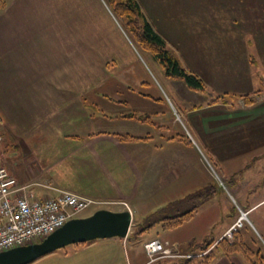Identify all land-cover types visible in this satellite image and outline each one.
<instances>
[{
    "label": "crops",
    "instance_id": "0c3cea01",
    "mask_svg": "<svg viewBox=\"0 0 264 264\" xmlns=\"http://www.w3.org/2000/svg\"><path fill=\"white\" fill-rule=\"evenodd\" d=\"M49 1L6 0L0 9V164L19 185H28L37 198L54 197L59 190H67L100 201L102 204L95 205L97 209L112 211L124 210L116 202H125L132 223L124 238L75 244V248L55 251L31 264H151L143 245L159 238H142L139 253L130 255L127 247L135 232L133 227L140 215H149L206 188L216 190L210 183L212 174L204 154L211 155L223 175L222 186L230 195H263L248 209L252 213L264 205V126L260 116L264 113V0H249L255 6H241L238 19L246 26L239 36L240 59L235 74L228 76V81L241 83L236 88L240 91L224 92L212 99L205 84L210 80L197 74L205 89L192 90L181 83L183 80L159 69L153 56L149 58L158 74L143 73L138 53L129 39L121 36L123 30L115 20L118 46L124 52L117 60L119 69L105 79L111 84L107 93L88 90V78L73 74L75 67L68 47L71 43H65V35L70 32L68 27V31L65 26L57 27L56 11L46 4ZM138 1L154 29L168 42L162 28L163 13L184 0ZM95 3L98 12H106L103 0ZM61 10L65 13L66 8ZM253 14L256 24L250 27ZM153 79L159 84L155 85ZM177 80L181 81L179 88L170 82ZM160 82L168 85L169 92ZM169 93L181 115H193L192 133L186 138L170 129L168 119L174 114L167 107L171 102ZM245 94L248 99L243 97ZM212 110L223 117H216L215 122L210 117L202 118L214 114ZM179 111L174 110L176 115ZM118 134L140 138L122 140ZM249 135L254 136V143L244 146ZM221 136L225 140L224 153L231 152L232 144L228 142L234 144L236 140L232 136L240 138L244 150L238 154L235 149L234 154L219 153L213 148V140ZM215 192L196 207L188 220L164 230L163 240L176 242L184 252H191L187 248L198 241V236L191 233L182 238L171 232L196 214L200 216L199 207L211 201ZM211 207L213 212L202 218L210 221L209 225L217 218L224 221L218 239L231 225L234 213L217 215L214 205ZM258 221L253 225L262 237L264 218ZM210 264L244 262L238 257L231 261L216 256Z\"/></svg>",
    "mask_w": 264,
    "mask_h": 264
},
{
    "label": "rangeland",
    "instance_id": "374dc122",
    "mask_svg": "<svg viewBox=\"0 0 264 264\" xmlns=\"http://www.w3.org/2000/svg\"><path fill=\"white\" fill-rule=\"evenodd\" d=\"M103 2L106 9L105 13L98 12L96 7L97 3H95V0H50L46 4L56 11L57 27L61 25V27L65 26V31H68L67 27L69 29L70 33L65 35L67 38V42L65 41V43H71L68 47L71 49L73 68L75 67L73 71L74 76L77 74L86 76L88 78V90H101L107 93L106 91L110 89L107 86L111 84L106 82L105 79L109 75L117 73L119 69L117 68V65L119 64L117 60L119 55L124 53L118 46L119 37L117 36V32L114 28V26L117 27L115 21H117L123 30V32H120L121 36L128 38L130 43L133 44L132 46L135 48V53H138L137 57L139 59V63H141L144 67L143 73H158L155 70L157 66L149 58V56L152 57L153 54L150 51L143 50L140 46H138L134 38L130 35L131 32L129 29L125 27L124 19L119 17L108 1L103 0ZM5 4L6 0H4V3L0 9H2ZM241 6H255V2L249 0H242V2L241 0H187V2H185L184 0L183 2H177V5L173 10L163 13L162 28L164 30V34L167 36L166 38L169 39L168 42L170 45L168 44V47L173 50V53L178 58L182 67H186L196 75L198 74L201 79L210 80L207 81L210 83L205 82V84H207L206 91L208 90V93L212 94L209 95L210 99H212L215 95H222L224 92L230 94L233 92L235 93V91H240L236 88H240L241 83L228 81V76H233L235 74L237 69L236 62L240 59L239 36L242 35L241 33L243 28L246 26L238 19L240 17ZM62 8H66L65 13L63 10L60 11ZM67 9H69L71 13H69ZM246 10L249 12L251 11L248 8H246ZM254 18L255 14L252 15V21L248 22V26L253 27L256 24ZM80 62L81 65H77V63L79 64ZM156 63L159 69L164 70L163 66L158 60ZM85 66L87 71H84ZM80 68L82 69L81 71ZM131 68L133 69V67ZM139 68H141V66H139ZM77 69H79V71H77ZM132 69L129 70L132 72ZM118 74H120V72ZM98 80L100 82H97ZM152 81L155 85L159 84L154 79ZM170 82L176 84L177 88H179V85H181L179 84L181 82L180 80ZM181 83L185 85V82ZM161 84L167 90V92H169L168 85L166 86V84L163 82ZM169 96L171 102H167V98L164 95L171 115L172 112L174 114L168 119L170 123V129L173 131V134H178L186 138L189 136V132L192 133L191 122L193 115H191L190 118L188 116L185 118V116L181 115L178 105H176L175 101L172 100L173 96L170 93ZM205 96H207V94ZM210 105H213V103ZM162 107L164 108V105ZM174 110L179 111L177 112V115ZM215 111L216 110H212L211 113H214ZM221 116L223 117V115L217 112L210 115L205 114L202 116V118L204 117V119L208 120L210 117L213 118L212 121L215 122L216 117L222 118ZM260 116H262L264 126V113ZM262 136L264 138V129ZM232 137L236 138V140L234 141V144L228 142V145L232 144L231 152L226 151L224 153L225 140L223 136L213 140V148L218 150L219 153L223 155L229 153L234 154L235 151L233 152V149H235L238 154L244 150V148L241 146L242 144H244V146H249L254 143V141L251 140V138L254 137L253 135H249L250 140H247V142L243 143L240 141L239 137ZM234 145L236 147L233 148ZM204 157L205 159H202L204 160L209 172L212 174L213 182L210 183L211 185H214L216 189L214 190L216 191L215 196L211 201H208L199 207L198 214L200 216H197L196 214L190 222L184 223L175 232L171 233L177 234L182 238L191 233L195 236H198V241H194V243H191L187 248V250L191 251L189 253L192 255L199 253L201 255V248L205 247L208 241H211L212 245L210 246V250L212 251L211 254H213V256L227 257L230 258L231 261H235L236 257L243 260V257L240 254H223L220 247L217 246V242L223 237L222 236L217 239V236L223 225L222 222L224 221L220 220V218H217L218 220L216 223L209 225L210 221L204 220L202 217L213 212L211 207L213 205L215 208L214 213L217 215L232 211V213H234L232 223L239 218L241 212H247L246 219L243 221V225L250 227L252 232L260 238L261 236L256 232L253 224H257L259 219L264 218V205L253 213L248 209H250V206L253 205L257 199L263 195H230L222 186L221 182L223 181V175L212 162L211 155V158L207 154H204ZM207 189L208 188L204 189L202 192H205ZM214 191L211 187L210 193L213 194ZM194 198L191 199L190 197H185L182 201L165 206L161 210L158 208L149 215L146 213L145 216L140 215L138 217V225L133 227L135 232H133V234L130 236L131 242L127 247L129 254L132 255L134 251L139 253V244L141 239L144 237H158L159 239L163 240L164 230L161 229L159 223L160 218L167 214L172 215L177 212H183L192 208V206L196 204H201L199 199L194 200ZM122 206L125 210L124 205ZM96 209L97 206L92 205L82 211L80 216L85 217L91 215ZM150 223H153V226L148 231L139 232L140 228ZM260 229L264 234V228L261 227ZM140 234L143 235L140 237ZM226 238L231 240L232 237ZM262 239H264L263 235ZM169 242L175 244L181 253H188L184 252L176 242ZM261 242L262 240L259 242V244ZM77 245L79 246L80 244ZM72 247L75 248V244L67 245L64 248L58 249L56 251L70 250ZM167 260L173 259L157 258L151 262V264H161L164 263V261L167 262Z\"/></svg>",
    "mask_w": 264,
    "mask_h": 264
},
{
    "label": "built area",
    "instance_id": "2783aa9c",
    "mask_svg": "<svg viewBox=\"0 0 264 264\" xmlns=\"http://www.w3.org/2000/svg\"><path fill=\"white\" fill-rule=\"evenodd\" d=\"M118 203L129 210L125 202ZM97 204L102 203L67 190H59L54 197L37 198L28 190V185H19L16 178L0 164V252L38 242ZM246 213L241 212L223 236L231 238L233 232L243 226ZM143 246L149 262L157 258L192 256L181 253L175 244L165 240L151 239Z\"/></svg>",
    "mask_w": 264,
    "mask_h": 264
},
{
    "label": "trees",
    "instance_id": "16d2710c",
    "mask_svg": "<svg viewBox=\"0 0 264 264\" xmlns=\"http://www.w3.org/2000/svg\"><path fill=\"white\" fill-rule=\"evenodd\" d=\"M106 1L112 5V8L119 17L124 19L125 27L129 29L131 32L130 35L134 38L138 46L143 50L150 51L163 66L167 75L183 80L187 87L192 90H204V83L202 80L195 73L191 72L186 67L181 66L178 58L173 53V50L168 47V42L165 37L154 29L151 22L142 11L138 0ZM3 3L4 0H0V7ZM243 97L245 99L249 98L248 94L243 95ZM179 136L181 137V135ZM118 137L122 140L140 138L129 134H118ZM186 142L189 143V140H186ZM210 190L211 188H208L205 192L199 191L189 197L191 199L195 197L194 200L199 199V202L201 203L211 195ZM197 205L198 204L183 212L163 216L159 220L161 228L166 230L179 226L190 218ZM152 226L153 223L146 224L139 229V232L147 231ZM260 238L252 232L250 227L243 225L241 228H238L233 232L231 240L227 239L225 236L220 238L217 242V246L220 247L225 255L240 254L243 257L244 264H264V239H262V237ZM261 240L262 242L260 245L259 242ZM211 245V241H208L206 246L201 248V253L206 252L204 254L200 255L199 253L190 257L184 256L172 258L173 260H167V262L164 261V263L161 264H210L215 257L211 254Z\"/></svg>",
    "mask_w": 264,
    "mask_h": 264
},
{
    "label": "water",
    "instance_id": "95a60500",
    "mask_svg": "<svg viewBox=\"0 0 264 264\" xmlns=\"http://www.w3.org/2000/svg\"><path fill=\"white\" fill-rule=\"evenodd\" d=\"M132 223L129 210L97 209L91 215L68 220L38 242L0 252V264H31L70 244L127 236Z\"/></svg>",
    "mask_w": 264,
    "mask_h": 264
},
{
    "label": "bare ground",
    "instance_id": "6f19581e",
    "mask_svg": "<svg viewBox=\"0 0 264 264\" xmlns=\"http://www.w3.org/2000/svg\"><path fill=\"white\" fill-rule=\"evenodd\" d=\"M245 217H246V216H245ZM245 217H244V218H245Z\"/></svg>",
    "mask_w": 264,
    "mask_h": 264
}]
</instances>
